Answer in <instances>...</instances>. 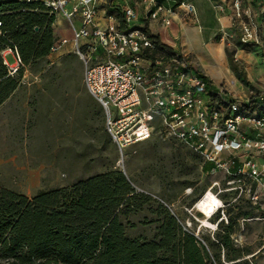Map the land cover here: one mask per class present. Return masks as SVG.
Masks as SVG:
<instances>
[{
  "label": "rangeland",
  "instance_id": "obj_1",
  "mask_svg": "<svg viewBox=\"0 0 264 264\" xmlns=\"http://www.w3.org/2000/svg\"><path fill=\"white\" fill-rule=\"evenodd\" d=\"M191 2L201 34L224 45L226 57L245 81L226 65L213 78L206 71L211 62L206 55L198 59L188 55L193 66L217 90L216 84L234 93L259 91L264 85V0H238V7L236 0ZM220 7L230 11L223 28L217 19ZM150 30L163 41L173 37L158 34L160 29L153 24ZM61 34L69 37L67 31ZM172 42L179 46L177 39ZM4 57L8 64L15 63L9 52ZM83 71L82 61L67 45L20 74L19 87L0 106V187L31 198L40 190L119 170L137 193L149 199L121 217L128 236L152 238L160 205L207 247L212 258L218 255L224 264H264V197L253 204L234 185H227L222 173L202 171L201 156L167 136L160 126L149 139L120 152L105 132L102 108L85 88ZM207 190L221 203L209 219L195 208ZM244 213H249L247 218ZM229 217L235 253L221 248L216 237L222 235Z\"/></svg>",
  "mask_w": 264,
  "mask_h": 264
},
{
  "label": "built area",
  "instance_id": "obj_2",
  "mask_svg": "<svg viewBox=\"0 0 264 264\" xmlns=\"http://www.w3.org/2000/svg\"><path fill=\"white\" fill-rule=\"evenodd\" d=\"M17 1L41 3L54 27L64 22L69 37L59 33L51 54L69 45L82 61L84 86L120 152L160 126L210 164L207 173H222L253 204L264 197V87L241 94L214 89L187 55L152 38L151 23L169 27L177 9L197 25L190 0ZM10 52L14 75L25 67L16 48Z\"/></svg>",
  "mask_w": 264,
  "mask_h": 264
},
{
  "label": "trees",
  "instance_id": "obj_3",
  "mask_svg": "<svg viewBox=\"0 0 264 264\" xmlns=\"http://www.w3.org/2000/svg\"><path fill=\"white\" fill-rule=\"evenodd\" d=\"M54 17L39 2L0 1V106L19 87L2 51L16 48L26 68L51 54L56 40ZM159 44V39L152 36ZM231 69L245 81L228 56ZM204 79L205 77L202 76ZM206 80V79H205ZM210 165L202 163L208 172ZM149 199L119 170L72 185L40 190L33 197L0 187V261L3 264H224L185 230L165 207L158 206L152 238L130 237L126 218ZM249 213H244L247 218ZM228 218L219 246L235 253ZM234 257V256H233ZM232 257V258H233ZM218 261V262H216ZM235 264V263H233Z\"/></svg>",
  "mask_w": 264,
  "mask_h": 264
},
{
  "label": "crops",
  "instance_id": "obj_4",
  "mask_svg": "<svg viewBox=\"0 0 264 264\" xmlns=\"http://www.w3.org/2000/svg\"><path fill=\"white\" fill-rule=\"evenodd\" d=\"M220 1L222 3H225V0H220ZM228 9L229 8L226 9L224 7H220V11L222 13H220V14L217 15V19L220 22V28L225 27L226 22H227L226 19L230 18V11ZM177 11H180V10L177 9ZM173 22L174 23L172 25H170L171 26L170 29H169V27H162V26H160L156 22L151 23V25L153 24V26L155 27L156 30H159L160 29V33H158V34L163 35L165 37H167V36L169 37V35L170 36L171 35L173 36L172 39L170 38L171 40H165V41L160 40L158 38L159 39V42H161V44H163V45H165V46H167L169 48L175 47V48L179 49L183 54H185L187 56L188 55H191L192 57L198 59V58H201L202 56H205L206 55L207 56L206 58L210 60V55H209L208 48L209 47H212L215 44H219L220 42L219 43H212V39H210V38H206L205 39V37L201 34V32L199 30V27L197 25H195L193 23V21L191 20V18L190 17H187L185 14H182V13L178 12L175 15V17H174ZM63 25H64V22H59L58 25H56V28L55 29H56V32H57L58 35H59V33H61V29H62L61 27ZM192 30H193V32H191ZM207 36H209V35L207 34ZM173 38L178 40L179 46H178V44L176 42H172ZM197 48H199V50L201 52L199 50H198L199 51L198 52L197 51ZM8 52L10 54H12L10 52V49L7 48V49H5V50L2 51V56H3L4 64L10 69L12 66L15 65V63H12V64H8L7 63L4 55L6 53H8ZM12 56H13V54H12ZM223 57H224L223 59L225 61V65H226L227 69L230 71V73L231 72H234L231 69V65H230L229 59H228V57H226L224 50H223ZM13 58H14V56H13ZM212 61H214L213 58H212ZM225 65L223 64V66H225ZM195 69H196V71L198 73H200L197 70V68H195ZM219 74H220V72L218 73V75ZM200 75L203 76L201 73H200ZM207 83L209 85H211L214 89H216L212 83H209L208 81H207ZM216 85H218L219 87L221 86L219 84H216ZM263 87H264V85H263ZM241 92H239V93L232 92V93H234V94H241Z\"/></svg>",
  "mask_w": 264,
  "mask_h": 264
},
{
  "label": "bare ground",
  "instance_id": "obj_5",
  "mask_svg": "<svg viewBox=\"0 0 264 264\" xmlns=\"http://www.w3.org/2000/svg\"><path fill=\"white\" fill-rule=\"evenodd\" d=\"M224 45L222 43L215 44L208 48L210 55V65L206 67L209 73H213L212 77L217 78L218 73L221 71L223 64L225 65L223 57ZM212 58L214 61H212ZM221 206L219 199L211 192L207 190L206 193L197 201L195 208L202 213L206 219L211 218L216 210ZM206 223V221H205Z\"/></svg>",
  "mask_w": 264,
  "mask_h": 264
}]
</instances>
